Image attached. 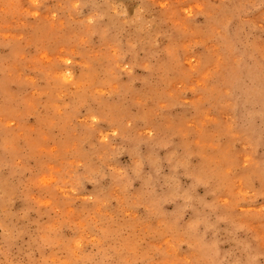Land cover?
<instances>
[{
    "label": "rangeland",
    "instance_id": "rangeland-1",
    "mask_svg": "<svg viewBox=\"0 0 264 264\" xmlns=\"http://www.w3.org/2000/svg\"><path fill=\"white\" fill-rule=\"evenodd\" d=\"M0 264H264V0H0Z\"/></svg>",
    "mask_w": 264,
    "mask_h": 264
}]
</instances>
